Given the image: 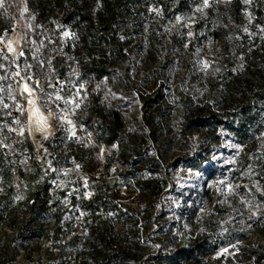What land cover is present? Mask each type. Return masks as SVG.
I'll list each match as a JSON object with an SVG mask.
<instances>
[{"label":"rangeland","instance_id":"obj_1","mask_svg":"<svg viewBox=\"0 0 264 264\" xmlns=\"http://www.w3.org/2000/svg\"><path fill=\"white\" fill-rule=\"evenodd\" d=\"M30 1L0 2V34L16 25L21 36L15 29L0 36V264L65 263L80 237L109 227L142 256L127 264H156L145 258L195 245L209 252L195 264H263L264 129L244 156L218 127V143L197 166L207 142L200 146L202 131H182L183 102L210 99L207 83L227 68L218 41L196 20L208 1L233 0H201L171 18L152 14L154 24L101 78L85 77L77 64L55 73L66 33L61 11L44 19ZM236 1L249 19L264 13V0ZM90 7L97 14L101 0ZM155 90L162 99L147 108L152 135L140 96ZM48 111L53 131L39 146L31 116ZM111 112L122 128L115 142L100 143L102 116ZM96 191L125 215L88 216L84 200ZM36 192V204H54L38 238L22 230Z\"/></svg>","mask_w":264,"mask_h":264},{"label":"trees","instance_id":"obj_2","mask_svg":"<svg viewBox=\"0 0 264 264\" xmlns=\"http://www.w3.org/2000/svg\"><path fill=\"white\" fill-rule=\"evenodd\" d=\"M199 2L201 0H101V9L97 14L91 10L90 0H31L30 5L38 9L44 19H47L46 13L50 9L61 11L60 23L66 33L55 55V60H60V64H53L55 73L61 78L77 64L85 77L101 78L107 75L111 63L116 61L113 58L125 57L128 44L146 26L154 24L152 14L171 18L192 12ZM252 17L244 16V8L236 0L227 5L208 1L204 4V13L196 20V28H204L218 41L222 49L221 58L227 68L218 78L207 83L210 99L205 98L196 104L191 102L190 105L183 102L182 131H202L200 146L207 142L201 148L203 154L195 166L207 160L212 147L218 143V127L224 128L225 133L242 146L244 156L253 154L251 143L263 133L264 13L255 10ZM12 27L21 40L16 25ZM12 27L2 34L11 31ZM160 99L161 94L156 90L140 96L144 123L152 135L154 129L148 121L147 108ZM38 106L42 111L39 103ZM102 117L101 135L97 141L112 144L119 136L122 118L117 112ZM48 189L50 184L44 186V194L47 195ZM38 194L34 193L28 219L22 227V230L31 232L37 238L46 230L47 220L42 216L54 206L48 204V199L36 204ZM101 198L100 192L96 191L90 199L84 200V208H89L88 216L96 218L108 211H116L113 217L125 215L114 205L100 202ZM81 238L83 242L74 247V258L59 264H127L137 262L142 257L131 239L122 237L110 227L97 228V231L92 230ZM199 251L198 245L176 248L165 254L157 251L154 255H148L145 262L195 264L198 257L209 253Z\"/></svg>","mask_w":264,"mask_h":264},{"label":"bare ground","instance_id":"obj_3","mask_svg":"<svg viewBox=\"0 0 264 264\" xmlns=\"http://www.w3.org/2000/svg\"><path fill=\"white\" fill-rule=\"evenodd\" d=\"M14 27L10 28V30H14ZM37 109V108H36ZM52 114L48 111L45 115H40L38 113H33L31 116V120L33 125L37 128V142L38 145H42L43 142L51 135L53 131V126L51 124Z\"/></svg>","mask_w":264,"mask_h":264},{"label":"snow or ice","instance_id":"obj_4","mask_svg":"<svg viewBox=\"0 0 264 264\" xmlns=\"http://www.w3.org/2000/svg\"><path fill=\"white\" fill-rule=\"evenodd\" d=\"M0 2H2V0H0Z\"/></svg>","mask_w":264,"mask_h":264}]
</instances>
